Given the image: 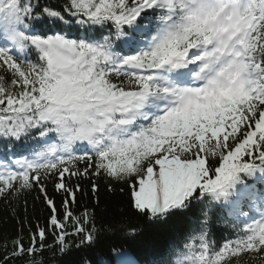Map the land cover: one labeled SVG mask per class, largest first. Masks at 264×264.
Masks as SVG:
<instances>
[{
  "label": "snow or ice",
  "instance_id": "6c2138e0",
  "mask_svg": "<svg viewBox=\"0 0 264 264\" xmlns=\"http://www.w3.org/2000/svg\"><path fill=\"white\" fill-rule=\"evenodd\" d=\"M27 138L31 156L0 159V198L35 191L49 215L33 227L25 199L0 264L94 243L95 209L72 208L85 180L152 221L202 206L160 264H264V0H0V139ZM217 221L236 238L217 244Z\"/></svg>",
  "mask_w": 264,
  "mask_h": 264
},
{
  "label": "trees",
  "instance_id": "16d2710c",
  "mask_svg": "<svg viewBox=\"0 0 264 264\" xmlns=\"http://www.w3.org/2000/svg\"><path fill=\"white\" fill-rule=\"evenodd\" d=\"M47 3L61 7L65 0H46ZM41 33H51L59 29L53 22L43 21L37 25ZM73 31H76L73 28ZM75 34V33H74ZM100 33H97L99 35ZM12 144V143H11ZM11 144H5L0 139V153L8 152ZM88 195L78 194L79 204L72 208L82 211L85 207L95 209L96 226L100 229L94 243L76 247L78 240L70 237L73 247L63 255L56 249H49L43 253L45 264H117L113 250L126 252L135 261V264H160L168 259L170 247L181 241L185 233L195 225L201 205L194 206L190 211L177 213L167 221H152L145 216L137 215L131 208L127 191L121 193L119 185L114 184L116 191H109L106 182H100L98 192L99 204L93 198L88 181H81ZM50 195L55 197L57 205L61 203L62 196L53 190L52 182H47ZM37 192L25 193L19 198L5 200L0 198V260L5 253L3 247L7 242L11 250L12 240L20 232L22 221L25 218L24 200L28 202L27 219L33 227L39 222L43 224L49 215L43 198L37 200ZM134 226L136 234L129 235V226ZM234 227L228 221H217L211 231L217 244H222L233 232ZM24 241H28V229L24 227ZM52 242V237H48ZM39 258V257H37ZM29 257L17 259L13 264H28Z\"/></svg>",
  "mask_w": 264,
  "mask_h": 264
},
{
  "label": "rangeland",
  "instance_id": "374dc122",
  "mask_svg": "<svg viewBox=\"0 0 264 264\" xmlns=\"http://www.w3.org/2000/svg\"><path fill=\"white\" fill-rule=\"evenodd\" d=\"M123 253H126V252H123ZM127 254V253H126ZM115 258H116V260L118 261V257L115 255Z\"/></svg>",
  "mask_w": 264,
  "mask_h": 264
}]
</instances>
